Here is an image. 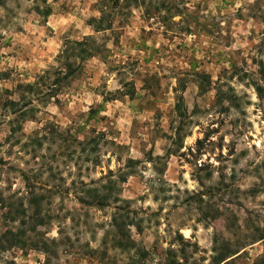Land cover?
Listing matches in <instances>:
<instances>
[{"label":"rangeland","instance_id":"1","mask_svg":"<svg viewBox=\"0 0 264 264\" xmlns=\"http://www.w3.org/2000/svg\"><path fill=\"white\" fill-rule=\"evenodd\" d=\"M44 263L264 264V0H0V264Z\"/></svg>","mask_w":264,"mask_h":264},{"label":"trees","instance_id":"2","mask_svg":"<svg viewBox=\"0 0 264 264\" xmlns=\"http://www.w3.org/2000/svg\"><path fill=\"white\" fill-rule=\"evenodd\" d=\"M96 53H94V51L93 52H89V53H87V58L88 57H95L96 55H95ZM75 69H72L71 71H70V73H68L67 74V76H66V78H64V79H67V77L68 76H73L74 74H75ZM27 104H32V102L30 101L29 103H27ZM28 106V105H27ZM92 114H93V111H92ZM225 256H223L222 258H224ZM45 264V263H44Z\"/></svg>","mask_w":264,"mask_h":264}]
</instances>
